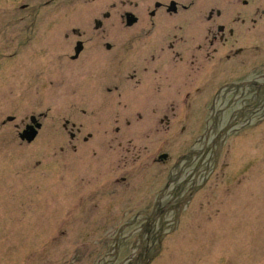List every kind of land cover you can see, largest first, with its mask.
I'll return each instance as SVG.
<instances>
[{"label":"rangeland","instance_id":"obj_1","mask_svg":"<svg viewBox=\"0 0 264 264\" xmlns=\"http://www.w3.org/2000/svg\"><path fill=\"white\" fill-rule=\"evenodd\" d=\"M124 1L0 0V264H264V28L241 70L171 61L163 110L114 105L70 55L96 18L137 33Z\"/></svg>","mask_w":264,"mask_h":264},{"label":"flooded vegetation","instance_id":"obj_2","mask_svg":"<svg viewBox=\"0 0 264 264\" xmlns=\"http://www.w3.org/2000/svg\"><path fill=\"white\" fill-rule=\"evenodd\" d=\"M123 3L133 5L135 10L138 8V13L132 9H125L122 18L128 26L141 22L139 33L127 35L125 39L111 34L118 40L117 42L108 40L105 20L96 18L92 30L90 23L85 30L73 28L79 38L72 45L74 53L70 55L74 59L73 67H77L83 75L93 72L91 73L93 76L87 77L91 79L95 88L99 89V85L105 80L108 84L109 80L113 82V85L106 86V89L112 92L114 105L128 106L127 100L134 106H157L154 112L158 106L163 110L165 102L163 78L169 77L168 68L171 61H184L188 58L193 67L199 64V68L205 66V69L211 72H221L223 68L228 71H233L234 67L241 70L245 63V53H250L247 63H253L258 59L260 40L263 36L261 29L264 28V0H127ZM177 14L182 16L175 18ZM110 16V12L104 14L105 18ZM148 25H151L150 28ZM53 40L50 41L51 46L59 39ZM139 42L142 43L138 44ZM234 59L239 60L240 67L231 66ZM47 61L52 59L49 57ZM138 63L140 64L137 65ZM133 65L136 68H132V72L127 71V75H124V69ZM140 65L143 71L150 74L153 81L144 80ZM117 77L121 78V83L113 81ZM124 79H128L127 82H124ZM252 82L260 84L257 80ZM176 87L179 86L176 84ZM190 96L189 92L186 93L184 100L188 106L191 105ZM159 100L161 103L157 104ZM138 115L143 119L141 111ZM32 116L37 120L34 124L39 122L42 126L37 115L32 114L29 117L30 122H25L23 129L33 123ZM165 116L169 122L167 113ZM159 119L163 122L164 117L161 116ZM64 126L68 128V124ZM155 128L157 131V123ZM77 131L80 132V128H77ZM140 131L154 132L152 126ZM70 136L76 138L77 132L70 131ZM89 136L84 137L85 140L89 139ZM118 138L115 136L112 140ZM120 144H123L121 140L118 145ZM126 151L131 152L130 147H127ZM158 154L156 160L165 162L169 159L167 151H158ZM162 154L167 156L164 157Z\"/></svg>","mask_w":264,"mask_h":264},{"label":"water","instance_id":"obj_3","mask_svg":"<svg viewBox=\"0 0 264 264\" xmlns=\"http://www.w3.org/2000/svg\"><path fill=\"white\" fill-rule=\"evenodd\" d=\"M32 119H33V121L35 123V120H36L35 116H32ZM40 127H41V123H39V122H37L36 125H33V124L31 125L30 124L28 129L27 128L24 129V131L21 133V137L23 139H27L28 141L33 140L36 137L37 133H38V128H40Z\"/></svg>","mask_w":264,"mask_h":264},{"label":"bare ground","instance_id":"obj_4","mask_svg":"<svg viewBox=\"0 0 264 264\" xmlns=\"http://www.w3.org/2000/svg\"><path fill=\"white\" fill-rule=\"evenodd\" d=\"M30 126V124L29 125H27L26 127H25V129L27 128L28 129V127ZM24 131V130H23Z\"/></svg>","mask_w":264,"mask_h":264}]
</instances>
